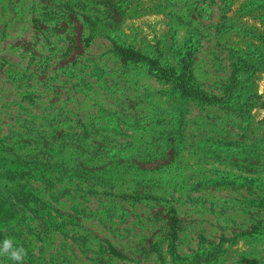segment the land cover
Masks as SVG:
<instances>
[{
	"label": "rangeland",
	"instance_id": "1",
	"mask_svg": "<svg viewBox=\"0 0 264 264\" xmlns=\"http://www.w3.org/2000/svg\"><path fill=\"white\" fill-rule=\"evenodd\" d=\"M5 237L25 264H264V0H0Z\"/></svg>",
	"mask_w": 264,
	"mask_h": 264
},
{
	"label": "clouds",
	"instance_id": "2",
	"mask_svg": "<svg viewBox=\"0 0 264 264\" xmlns=\"http://www.w3.org/2000/svg\"><path fill=\"white\" fill-rule=\"evenodd\" d=\"M27 249L18 245L12 238L5 237L0 242V257L11 261L12 264H25Z\"/></svg>",
	"mask_w": 264,
	"mask_h": 264
},
{
	"label": "trees",
	"instance_id": "3",
	"mask_svg": "<svg viewBox=\"0 0 264 264\" xmlns=\"http://www.w3.org/2000/svg\"><path fill=\"white\" fill-rule=\"evenodd\" d=\"M114 50L117 52L118 56L120 57V59H131L133 58L132 54L127 53L124 49L120 48V47H114ZM181 91H184V88L181 89ZM193 96L195 97H200V94L198 93H192ZM203 98V97H200ZM202 102H206L204 101V99H202ZM168 247L169 250L173 249V245H174V241H175V231H174V227L173 225H169V230H168ZM113 254L118 255L115 251H111Z\"/></svg>",
	"mask_w": 264,
	"mask_h": 264
}]
</instances>
